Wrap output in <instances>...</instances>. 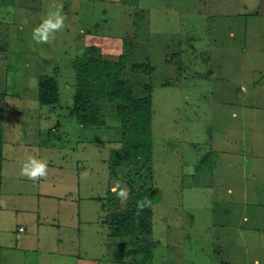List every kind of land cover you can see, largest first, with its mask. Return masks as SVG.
Returning <instances> with one entry per match:
<instances>
[{
  "label": "rangeland",
  "instance_id": "obj_1",
  "mask_svg": "<svg viewBox=\"0 0 264 264\" xmlns=\"http://www.w3.org/2000/svg\"><path fill=\"white\" fill-rule=\"evenodd\" d=\"M244 2L0 0L1 168L4 187L23 193L7 222L37 225L11 241L29 235L35 249L41 243L44 256L66 264H137L130 248L151 241L149 264H264V27L244 30L252 16ZM61 5L65 29L37 44L33 30ZM252 5L256 15L264 10L257 0ZM79 44L110 59L124 46L132 96L151 98L153 174L151 166L135 177L120 172L132 163L119 162L122 128L113 103L100 99L95 122L77 121L71 63ZM132 63L150 70L134 73ZM42 74L56 77L54 106L37 99ZM29 156L47 161L46 178L20 175ZM116 182L129 190L123 204L111 191ZM31 186L36 199L24 194ZM142 189L157 192L145 217L147 238L112 234L111 213L132 208ZM35 200L39 207H29ZM38 236L55 244L43 247Z\"/></svg>",
  "mask_w": 264,
  "mask_h": 264
},
{
  "label": "trees",
  "instance_id": "obj_2",
  "mask_svg": "<svg viewBox=\"0 0 264 264\" xmlns=\"http://www.w3.org/2000/svg\"><path fill=\"white\" fill-rule=\"evenodd\" d=\"M123 45V43H122ZM82 51L73 60L71 65L75 68V87L72 96L73 108L77 121L82 125L96 121L100 110V99H105L114 104L118 111L122 139L121 145L117 148L119 162H130L132 165L122 169L120 172L137 175L138 168L150 169L151 160V98L144 96L135 98L131 93V82L123 77V71L127 57L124 46L117 59H110L93 55L96 47L94 45L79 44ZM131 48V44H129ZM127 55V56H126ZM57 68V67H56ZM131 71L134 73H148L150 68L145 64H131ZM56 72L58 71L55 70ZM145 89H150V83L145 82ZM2 93H0V96ZM37 99L40 105L54 106L58 103L59 93L57 80L54 76L42 74L38 80ZM1 111V109H0ZM2 130L0 125V158L2 148ZM1 161V159H0ZM153 174L152 166L149 170ZM157 192L153 189H142L135 195V204L132 208H124L111 213L109 224L112 234L129 235L133 241L147 238L150 232L151 223L145 217L149 214V208L139 215H136V203L144 197L153 200ZM144 234V235H143ZM140 241V240H138ZM139 243L130 248L131 255H137V264H149L152 257V243Z\"/></svg>",
  "mask_w": 264,
  "mask_h": 264
},
{
  "label": "crops",
  "instance_id": "obj_3",
  "mask_svg": "<svg viewBox=\"0 0 264 264\" xmlns=\"http://www.w3.org/2000/svg\"><path fill=\"white\" fill-rule=\"evenodd\" d=\"M115 1H117V0H115ZM255 1L256 0H250V2H248V3L247 2L243 3V8L245 9L247 7V10L245 11L244 14L252 15L250 17L249 21L243 22L244 30H246V28H248V27H249V29L250 28L256 29V28L264 27V10L262 12H257L258 15L254 14L256 12L254 9V5H252V3H254ZM257 1L260 4L264 3V0H257ZM230 35H232V33H230ZM0 68H1L0 69V92H3L5 90V84H6L5 83V71L6 70H5V68H3L1 66H0ZM240 88H244V86L240 85ZM2 143H3V128H2ZM3 150H4V148L2 146L1 158H0L1 159V161H0V264H36V261L38 258L45 259V264H51L50 259L52 261H57V264L58 263L66 264V262H63L61 260L59 261L58 258L51 257L50 254H47L46 256H44L43 255L44 252H40V250H38V248L41 247V246H39L41 243H39V245L35 249L33 247V244L30 242L32 237H30L29 235L25 239H23L22 241H18L17 243H15V239H13L11 241V237H12V234L14 232H18L17 237H19V235L21 236L22 232H24V233H25V231L29 232L31 227H35L37 225H24V228L22 230H19V227H23L22 225H8L7 217L9 216L10 212L11 213L13 212L14 208L19 207L20 204L23 202V197H22L23 193L20 192V190H21L20 187L9 188V189H6L4 187V183L6 180L5 171L3 170V168H1V165L4 164V159H5ZM254 168L256 169L255 165H253V169H251V170L254 171ZM251 181H256V178L254 177L253 179H251ZM37 192L38 191H37L36 187L31 186V191H26V192H24V194L27 195L29 193H32V198L36 199L37 198L36 197ZM35 204H38L37 207H39V203L37 200L30 203L29 207H32ZM254 204H255V208H257V211L260 212L261 209L263 208L261 206L260 200L255 199ZM45 207L50 208V203H46ZM41 212L47 213L49 211L42 209ZM37 217H38V215H37ZM243 218L245 219L246 216H244ZM28 220L30 221V219H28ZM48 226H50V225H48ZM55 226L60 227V225H55ZM36 229H37V227H36ZM262 229L264 230V223L258 226V230H262ZM37 238L40 239L41 242H43L42 243L43 247H52L53 246L52 244H55L53 241L51 243L47 244L45 242V241H47V239H45V241H44L39 236ZM13 241H14V244H12ZM60 259H62V258L60 257ZM255 262H258L257 259H255Z\"/></svg>",
  "mask_w": 264,
  "mask_h": 264
},
{
  "label": "clouds",
  "instance_id": "obj_4",
  "mask_svg": "<svg viewBox=\"0 0 264 264\" xmlns=\"http://www.w3.org/2000/svg\"><path fill=\"white\" fill-rule=\"evenodd\" d=\"M66 16L62 13V5L58 6L55 12L48 14L41 24L33 30V40L37 44H48L55 38V33L65 29ZM20 175L33 182L40 181L48 175V163L45 160H39L29 156L21 163ZM112 193L115 194L122 204L128 199L129 190L127 187H121L119 182H116L112 188ZM151 207V200L147 197L138 200L136 203V215H139L146 208Z\"/></svg>",
  "mask_w": 264,
  "mask_h": 264
},
{
  "label": "built area",
  "instance_id": "obj_5",
  "mask_svg": "<svg viewBox=\"0 0 264 264\" xmlns=\"http://www.w3.org/2000/svg\"><path fill=\"white\" fill-rule=\"evenodd\" d=\"M23 229V227H19V230H22Z\"/></svg>",
  "mask_w": 264,
  "mask_h": 264
}]
</instances>
